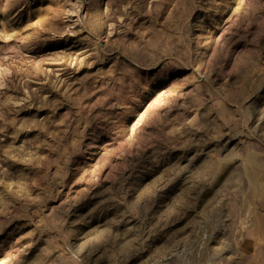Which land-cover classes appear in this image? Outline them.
I'll return each instance as SVG.
<instances>
[{
	"label": "rangeland",
	"instance_id": "obj_1",
	"mask_svg": "<svg viewBox=\"0 0 264 264\" xmlns=\"http://www.w3.org/2000/svg\"><path fill=\"white\" fill-rule=\"evenodd\" d=\"M0 264H264V0H0Z\"/></svg>",
	"mask_w": 264,
	"mask_h": 264
}]
</instances>
